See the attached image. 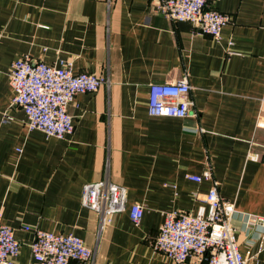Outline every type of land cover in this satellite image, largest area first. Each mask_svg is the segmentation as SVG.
Listing matches in <instances>:
<instances>
[{"label": "crops", "instance_id": "crops-1", "mask_svg": "<svg viewBox=\"0 0 264 264\" xmlns=\"http://www.w3.org/2000/svg\"><path fill=\"white\" fill-rule=\"evenodd\" d=\"M232 16L220 41L152 10V0H0V215L21 240L17 264H37L32 230L74 234L95 252L72 264H172L153 240L167 210L196 214L213 181L235 203L240 250L264 264V0H209ZM106 78L69 106L66 138L29 129L11 107L9 71L22 57ZM187 77L192 112L154 116L150 84ZM6 115L10 119H6ZM109 179L128 190L126 209L111 222L82 204L84 185ZM144 214L139 225L131 207Z\"/></svg>", "mask_w": 264, "mask_h": 264}, {"label": "built area", "instance_id": "built-area-1", "mask_svg": "<svg viewBox=\"0 0 264 264\" xmlns=\"http://www.w3.org/2000/svg\"><path fill=\"white\" fill-rule=\"evenodd\" d=\"M152 10L172 21H188L195 33L206 34L220 41L222 30L232 16L209 6V0H152ZM9 77L13 88L11 107L22 110L29 129H38L47 136L66 138L74 131L73 116L69 106L80 93L95 92L106 78L91 72H74L72 64L60 65L43 60L22 57L11 64ZM192 86L187 77L167 83L150 84L149 111L154 116L196 117L190 98ZM6 119H10L6 115ZM257 126L264 129V117ZM253 160H264V155L250 153ZM196 182L212 180L210 190L200 198L208 206H201L194 214L182 210H167L164 221L153 240L157 253L166 256L172 264H251L257 256L243 254L240 250L233 218L238 214L235 203L220 193L219 182L210 168L202 174H187ZM128 190L109 179L87 183L83 188L82 204L95 210L111 222L113 217L126 209ZM144 207L134 204L131 218L141 223ZM250 226H264V216L245 214ZM24 230L34 232L31 252L37 264H72L92 262L95 252L84 240L74 234H57L39 227L24 225ZM21 240L15 229L1 221L0 215V264H17Z\"/></svg>", "mask_w": 264, "mask_h": 264}]
</instances>
